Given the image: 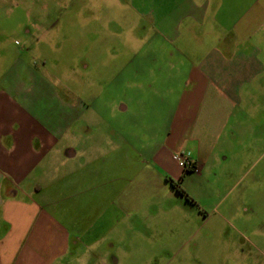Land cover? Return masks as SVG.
Returning <instances> with one entry per match:
<instances>
[{
    "label": "crops",
    "instance_id": "obj_1",
    "mask_svg": "<svg viewBox=\"0 0 264 264\" xmlns=\"http://www.w3.org/2000/svg\"><path fill=\"white\" fill-rule=\"evenodd\" d=\"M244 1L250 5L230 16L225 0H140L157 6L140 15L151 18L153 29H144L138 46L125 41L129 88L125 103L110 112L156 116L138 129L145 140L127 123L124 132L106 128L103 141L90 143L95 132L86 104L97 103L96 95H64L22 59L0 74V264H121L147 254L159 264L180 256L165 246L174 238L155 237L164 234L148 214L192 210L169 180L188 181L216 162L220 144L240 143L245 101L254 99L251 89L264 75V0ZM153 40L165 53L150 57L156 68L131 55L147 49L149 58ZM140 84L156 101L139 103ZM133 144H157L139 172L152 186L142 205L132 189ZM181 154L195 172L179 167L174 157ZM166 198L177 206L164 207ZM154 244L162 246L159 253L147 250Z\"/></svg>",
    "mask_w": 264,
    "mask_h": 264
},
{
    "label": "rangeland",
    "instance_id": "obj_2",
    "mask_svg": "<svg viewBox=\"0 0 264 264\" xmlns=\"http://www.w3.org/2000/svg\"><path fill=\"white\" fill-rule=\"evenodd\" d=\"M225 4L230 16L250 5L244 0H225ZM156 7H143L140 0H0V74H8L22 59L64 95H96L97 103L86 104L92 109L86 122L95 132L90 143L103 141L106 128L124 132L129 124L134 125L138 138L145 140L138 129H143V121H154L156 116L137 114L126 118L124 113L115 115L110 110L121 101L125 103L129 88L124 68L130 60V49L125 41L132 40L134 47L139 45L137 39L144 29H153L151 18L140 15L150 10L156 13ZM261 49L264 59V39ZM146 50L139 54L131 51V55L144 63L149 60L156 68L150 57L159 56L162 60L163 49L153 40L149 58ZM83 64H88L89 69H83ZM135 87L140 104H146L147 99L156 101L146 84ZM251 92L255 97L245 101L240 143L220 144L216 162L206 165L204 171L196 172L188 181L180 184L169 180L176 191L188 195L192 210L176 208L155 216L148 214V219L159 224L164 234L153 236L162 242L174 238L173 246H165L181 253L175 261L164 259L159 264H264V75ZM129 120H134V124ZM154 145L157 144H133L132 189L138 205L144 204L152 190L139 172L145 169V154ZM166 199L162 201L164 207L177 206L174 200ZM141 246L140 242L134 245L136 249ZM148 247L151 253H159L162 248L159 244ZM148 256L130 257L121 264H157L147 260Z\"/></svg>",
    "mask_w": 264,
    "mask_h": 264
},
{
    "label": "built area",
    "instance_id": "obj_3",
    "mask_svg": "<svg viewBox=\"0 0 264 264\" xmlns=\"http://www.w3.org/2000/svg\"><path fill=\"white\" fill-rule=\"evenodd\" d=\"M174 159L178 163L179 167L183 170H187L191 165V162L185 155H177L174 157Z\"/></svg>",
    "mask_w": 264,
    "mask_h": 264
},
{
    "label": "trees",
    "instance_id": "obj_4",
    "mask_svg": "<svg viewBox=\"0 0 264 264\" xmlns=\"http://www.w3.org/2000/svg\"><path fill=\"white\" fill-rule=\"evenodd\" d=\"M197 169L196 165L194 163H191L190 167L185 170L186 173H191V172H195ZM182 193V192H181Z\"/></svg>",
    "mask_w": 264,
    "mask_h": 264
}]
</instances>
